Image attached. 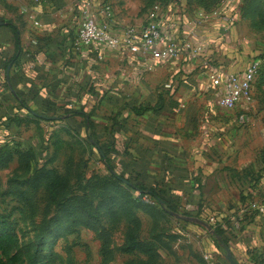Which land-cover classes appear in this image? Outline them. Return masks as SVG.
<instances>
[{
  "label": "crops",
  "instance_id": "0c3cea01",
  "mask_svg": "<svg viewBox=\"0 0 264 264\" xmlns=\"http://www.w3.org/2000/svg\"><path fill=\"white\" fill-rule=\"evenodd\" d=\"M87 1L0 0V120L28 118L29 112L20 108L19 95L38 111L43 102H51L57 115L48 118L52 120L65 121L62 116L71 109L93 113L98 133L102 124L109 123V137L116 121H102L96 115L98 107L149 105L141 116L125 106L119 110L120 140L126 142L129 155L112 156L114 167L129 177L142 172L138 178L148 186L159 183L161 188L164 181L173 187L167 198L179 204L181 215L197 217L201 212V217L228 219L222 252L215 236L169 214L174 228L169 240L160 237V262L184 247L193 264H229L228 247L238 264H264L263 119L253 110L248 123L239 124V111L220 108L212 84V77L221 71L243 72L259 56L239 36L241 10L236 24L225 31L214 13L216 7L161 6L162 32L184 49L177 59L157 61L149 50L79 52L74 43ZM101 2L91 1L94 7ZM112 9L117 29L140 28L145 22L146 17L116 15ZM8 23L19 32L18 49ZM163 84L172 89L162 91ZM0 134L3 140L12 137L3 126ZM169 163L168 174L164 168ZM253 203L256 209L251 208ZM235 222L240 224L238 229Z\"/></svg>",
  "mask_w": 264,
  "mask_h": 264
},
{
  "label": "rangeland",
  "instance_id": "374dc122",
  "mask_svg": "<svg viewBox=\"0 0 264 264\" xmlns=\"http://www.w3.org/2000/svg\"><path fill=\"white\" fill-rule=\"evenodd\" d=\"M102 1L111 4L116 15L124 13L129 16L130 13V18L147 17L157 4L166 7L177 3L208 9L207 7H213L218 2ZM153 2L156 3L151 7ZM239 2V18L242 19L239 36L259 55L252 60H259L258 57L264 53V0L262 3L256 0ZM164 85L161 87L162 91L166 90ZM149 92L145 90L143 93ZM252 95L254 111L260 114L259 119H263L264 125L262 71L257 74ZM123 106L128 108L127 103L114 104L112 107L102 105L98 107L96 115L102 121L113 119L120 115L119 110ZM1 126L13 137L6 140L8 137L4 136L3 140V134H0V143H3L1 145L10 143L16 148L10 149L13 152L8 163L0 167V264H104L107 259V264H126L132 262L131 260L149 263L142 254H128L123 251L125 234L130 223L123 212L124 204L120 202V198L124 201L130 200L128 204L132 205L142 222L140 239L159 240L162 237L165 241L169 240L167 238L172 235L174 228L172 217L162 213L154 200L151 202L144 198L145 202L154 205L155 208H152L142 207L130 199L138 196V193L123 180H114L99 152L88 140L83 119L71 122L59 119L43 120L29 113L27 119L10 121L6 118L4 121L2 118ZM108 129V122L100 127L99 134L103 135L101 143L107 140ZM52 177L60 178L55 185L56 192L50 183ZM183 248L178 247L177 253H171L157 263L193 264L189 253L184 252Z\"/></svg>",
  "mask_w": 264,
  "mask_h": 264
},
{
  "label": "built area",
  "instance_id": "2783aa9c",
  "mask_svg": "<svg viewBox=\"0 0 264 264\" xmlns=\"http://www.w3.org/2000/svg\"><path fill=\"white\" fill-rule=\"evenodd\" d=\"M43 1L46 0H36V3ZM91 1L88 0L85 3L87 8L82 10L80 17V26L74 43L79 52L85 49L97 51L120 48L149 50L152 59L157 61L177 59L181 56L184 47L162 32L160 26L162 7L160 4L155 5L147 14L145 22L140 28L127 26L117 29L113 26L112 5L103 1L98 7H94ZM240 5L238 0H222L215 9L214 13L223 22L225 31H229L236 24ZM99 16L102 18V22L99 21ZM199 16L204 17L205 15L199 14ZM188 46L185 45V47ZM194 53L198 55L199 50ZM260 65L259 60H252L243 72L221 71L212 77V84L218 94V105L229 112L238 110L237 119L241 125L248 123L249 115L254 110L252 89ZM164 89H172V85L165 84ZM251 208L256 209L257 205L253 203ZM202 218H205L214 229L216 227L225 228L228 220L217 215L203 216ZM234 227L238 229L240 224L235 222Z\"/></svg>",
  "mask_w": 264,
  "mask_h": 264
},
{
  "label": "trees",
  "instance_id": "16d2710c",
  "mask_svg": "<svg viewBox=\"0 0 264 264\" xmlns=\"http://www.w3.org/2000/svg\"><path fill=\"white\" fill-rule=\"evenodd\" d=\"M221 1L222 0H218L217 4H214L213 7L217 6ZM256 1H258V3H262L263 0H256ZM155 3L156 2H153L151 4V7H153ZM213 7H207V8L213 9ZM8 25L11 26V28L13 29V32L16 37V44H17V49H18L20 45L19 32L17 28L13 26L11 23H8ZM258 59L263 61V63L261 64V67L263 68V70H261V67H260L259 71H262V74L264 76V53L263 55L258 57ZM12 61H14V59ZM16 97L20 102V108L27 110L31 115H33V117L41 118L44 120V119L53 118L54 116H57L56 114L53 113L54 109L51 107L52 103L49 102L48 100L43 102L44 105L39 111H32L31 108L26 104L24 99L20 98L19 95H16ZM128 108H130L131 112L137 116H141L145 114L148 110H150L149 107H143V106H140V107L128 106ZM62 117H65V122H71L75 120L77 117H80L84 120L86 136L88 140L91 142V145L99 152L102 162L106 165L108 171L113 175L114 180H118V181L123 180L124 183H126L129 187H131L134 191L138 193V196H133L130 198L132 201H134L137 204H140V206L142 207L155 208L154 205H152L151 203H147L144 201L145 200L144 198L146 197L151 202L152 200H154V202L157 203L158 208H161L162 213H166L168 215L170 213L182 214V212L179 209V204H176L173 201H168L167 197L169 193L172 191L173 187H170V185L166 184L164 181L162 183L163 186L159 188V185H160L159 183L153 184V186H148L145 182H142L141 180H139V178L142 177V172L136 171L137 177L136 176L129 177V176L123 175L122 173H120L119 175L117 174L118 171L113 165L114 160L112 156L114 155L128 156L129 155L126 142H122L120 140V133L122 131V125H120L118 122V119H117L118 116L113 119L116 122L112 125V132L104 143L100 142V140H102V137L99 136L98 131L95 132V130H97V126H95V122L92 118L93 113H87L83 110H78V109L77 110L71 109L69 112L65 114V116H62ZM48 120H52V119H48ZM1 146H0V167H3V166H6V164L8 163L11 157V153L13 152L11 150L16 147H13L12 144L10 143H4V145H1ZM169 167H170V163L167 165L166 168H164V171L168 172V174L170 172ZM141 171L144 172L143 169ZM59 181H60L59 177H52L51 179L50 183L53 186V190H55V192L57 190L55 185ZM115 199L116 198H114L113 200L117 201ZM159 200L162 201V204L159 202ZM128 201L130 202V200L126 199V201H124L120 198V202L124 204L125 211L123 212L128 222L130 223L129 228L126 230L123 251L128 254H136V253L142 254L145 258H147V260H149V263H143V262L139 263L137 260L135 261L131 260L132 262L130 263L128 262L126 264H158L157 262L158 261L160 262V255L157 253V250L159 248L158 245L159 243H161V245L163 246V241L160 239V237H159V240L153 239V238L150 240L140 239L139 235L142 230V222L140 218L137 216L136 212L133 210L132 205L128 204L129 203ZM196 216L207 222L205 218L201 217V212H198ZM224 230L225 229L221 227L215 228L217 235L222 237L220 241L215 240V243L217 244L219 249H221L222 252H223V249L221 245L223 246L227 245V240L224 239V233H225ZM106 250L108 249L106 248ZM106 262H108V259L105 260L104 264H107Z\"/></svg>",
  "mask_w": 264,
  "mask_h": 264
},
{
  "label": "water",
  "instance_id": "95a60500",
  "mask_svg": "<svg viewBox=\"0 0 264 264\" xmlns=\"http://www.w3.org/2000/svg\"><path fill=\"white\" fill-rule=\"evenodd\" d=\"M9 87L12 93H15L13 87L11 86L10 82H9ZM170 215H172L174 218L179 219V220H183V221H187L190 223H193L195 225H198L200 227H202L203 229H205V231H207V233H209L210 235L215 236L219 241L221 240V237L219 235H217L215 229L213 228V226L211 224H209L208 222H206L205 220L198 218V217H189L186 215H181V214H177V213H170ZM225 258L228 261L229 264H238L231 251L229 250L228 247H225Z\"/></svg>",
  "mask_w": 264,
  "mask_h": 264
}]
</instances>
